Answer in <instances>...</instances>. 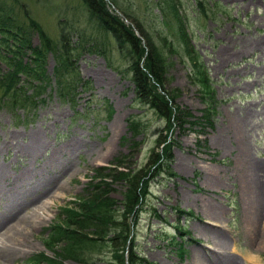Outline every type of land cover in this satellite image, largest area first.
<instances>
[{
	"label": "rangeland",
	"instance_id": "obj_1",
	"mask_svg": "<svg viewBox=\"0 0 264 264\" xmlns=\"http://www.w3.org/2000/svg\"><path fill=\"white\" fill-rule=\"evenodd\" d=\"M4 1L13 2L24 23L23 14L29 13L54 42L59 27H87L94 36L79 0ZM108 4L121 16L131 11L151 41L158 46L164 42L166 90L178 91V112L188 113L182 125L167 130L168 156L150 176L133 225L127 217L135 255L147 264H198L195 256L216 264L209 253L212 240L206 238L214 231L229 244L226 255L235 264H264V238L253 242L245 230L251 195L244 178L246 165L254 163L251 178L264 196V0ZM177 19L187 49L177 34ZM123 20L130 22L127 16ZM30 41L38 44L37 35ZM108 48L103 55L82 51L71 57L60 91L52 74L53 55L47 52L46 82L35 89L23 87L28 95L23 108L4 104L0 87V215L4 205L16 202L17 212L31 223L16 235L12 255L1 264H29L40 255L62 264H117L112 247L100 243H86L74 260L59 259L43 241L59 208L84 195L96 169L113 167L115 161L122 163L120 170L147 165L156 138L164 136V121L135 97L127 61L110 41ZM192 54L212 88L214 106L207 121L202 117L205 96L190 68ZM5 69L0 60V73ZM105 181V195L121 201L122 181ZM47 187L46 194L34 199ZM212 210L220 211L218 222L210 223ZM259 223L264 225V214Z\"/></svg>",
	"mask_w": 264,
	"mask_h": 264
},
{
	"label": "trees",
	"instance_id": "obj_2",
	"mask_svg": "<svg viewBox=\"0 0 264 264\" xmlns=\"http://www.w3.org/2000/svg\"><path fill=\"white\" fill-rule=\"evenodd\" d=\"M79 1L85 7L88 21L92 22L94 36L90 35L91 31H88L87 27H59L58 37L54 42L29 13L23 14L26 22L24 23L15 15L13 2L7 4L0 0V60L6 64V69L0 73L1 94L5 101L0 99L4 104L23 108L28 98L23 87L26 89L32 86L35 89L46 82L44 68L47 52L53 55L52 74L60 91L62 83H65L62 81L64 73L71 71V57L76 58L82 51L103 55L108 48V41L112 43L117 53L127 61L135 97L153 108L157 116L164 121V136L156 138L147 165L132 171L120 170L118 166L122 163L115 161L113 167L96 169L84 189V195L76 197L77 201L73 205L59 208L56 219L46 229L47 234L43 241L46 248L59 259L69 257L77 260L86 243L92 245L100 243L112 247V257L117 264H147L133 251L132 226L127 217L132 219L133 225L150 176L160 169L159 161L168 156L169 142L165 137L167 130L176 123L182 125L183 118L187 117L188 113L178 112L174 103L178 91L166 90L164 42L158 46L151 41L131 11L122 16L113 11L108 3L114 0ZM174 14L178 16L175 11ZM126 16L130 19L129 23L123 20ZM177 22L179 29L177 34L187 49L186 34L180 26L179 19ZM32 34L37 35L36 45L30 41ZM168 46L167 50L170 49ZM190 59V68L194 74L196 73L194 81L205 96L202 117L207 121V116L213 111L214 106L212 88L195 55L192 54ZM28 101L29 99L26 102ZM132 122L130 120L128 125L131 126ZM108 177L111 180H121L124 184L121 201L112 202L105 195L107 193L105 178ZM35 260L38 264H62L61 261L43 255L28 260L29 264H33Z\"/></svg>",
	"mask_w": 264,
	"mask_h": 264
},
{
	"label": "bare ground",
	"instance_id": "obj_3",
	"mask_svg": "<svg viewBox=\"0 0 264 264\" xmlns=\"http://www.w3.org/2000/svg\"><path fill=\"white\" fill-rule=\"evenodd\" d=\"M239 149H240L239 151L241 152V155L243 156L245 153V145L243 144V142L239 144ZM254 169H255V164L248 163L244 171V178L246 182L245 185L246 187L247 186L249 187L248 188L249 194L251 195L248 199V204H247V210H246L247 216H245L246 217L245 226L247 227L245 228V230L251 235L253 242L259 241L261 243L264 238V225L260 224L259 222H260V217L264 214V196L260 195L257 183L255 182V180L253 181V179L251 178L252 173L254 172ZM48 189L49 187L44 189L41 192L42 194L36 193V196L34 199L42 197L44 194L47 193ZM19 209H17L16 202H10L8 206L4 205V209L1 212V215H0V264L2 263V261L3 262L7 261V259L12 255V252H13L12 246L14 244V239L16 235L22 233L25 229V226H27V224L30 223V217L27 216L26 214H23L24 212L23 213L17 212ZM217 209L219 208L217 207ZM219 212L220 211L218 210H212L209 214L207 213L209 217L208 219L209 221H211L210 223L219 221ZM213 233H216V232L213 231L209 233L210 235H206V238H210L212 240L211 242L212 247L209 253H213V255L216 256L215 257L217 261L216 264H235L234 261L226 255V251L229 248V244L227 243V241L219 237L218 233L217 234H213ZM195 261L198 264H205L204 261L197 258V256H195Z\"/></svg>",
	"mask_w": 264,
	"mask_h": 264
}]
</instances>
